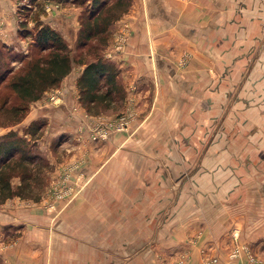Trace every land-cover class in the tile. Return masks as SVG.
<instances>
[{
    "label": "crops",
    "instance_id": "crops-1",
    "mask_svg": "<svg viewBox=\"0 0 264 264\" xmlns=\"http://www.w3.org/2000/svg\"><path fill=\"white\" fill-rule=\"evenodd\" d=\"M102 56L140 125L89 139L80 64L32 102L48 138L81 122L80 174L0 204V264H264V0H133Z\"/></svg>",
    "mask_w": 264,
    "mask_h": 264
},
{
    "label": "trees",
    "instance_id": "trees-1",
    "mask_svg": "<svg viewBox=\"0 0 264 264\" xmlns=\"http://www.w3.org/2000/svg\"><path fill=\"white\" fill-rule=\"evenodd\" d=\"M130 4V0L127 3L123 0H91V9L86 17H82L74 42L76 57L62 34L41 22L35 25L34 49L23 56L22 67L17 70L6 68L5 53L0 50V114H5L10 123L19 121L29 104L47 90L58 87L76 64L83 65L76 87L78 100L87 112L97 113L123 99L125 91L117 78L119 67L102 56V49L109 39L111 24L128 10ZM21 22L24 27L25 21ZM93 40L96 43L89 45ZM3 89L8 93H1ZM44 127V121L31 123L30 131L37 134ZM28 143L15 130L0 136V204L15 195L40 199V193L34 191L39 171L35 161L40 157L30 151ZM14 176H19L16 185L12 183Z\"/></svg>",
    "mask_w": 264,
    "mask_h": 264
},
{
    "label": "rangeland",
    "instance_id": "rangeland-1",
    "mask_svg": "<svg viewBox=\"0 0 264 264\" xmlns=\"http://www.w3.org/2000/svg\"><path fill=\"white\" fill-rule=\"evenodd\" d=\"M77 1L0 0V50L3 51V54L5 53V67L11 70H17L22 67L23 56H25L28 52L30 53L34 49L32 45V38L34 37L35 25L39 22L46 23L44 22V20H41L42 16L47 15L49 12L52 11L53 8L62 7L66 4L72 5L75 8L79 9L77 15L78 23L75 36L72 37V35H67L65 30L62 29V27L59 26L57 23L51 26L62 34L64 39L67 41L68 45L72 47L71 53L76 57L77 50L74 49V42L79 33V28L81 26L80 22L82 20V17H86L88 15L87 12L89 11V9H91V0ZM127 1L128 0H123L124 3H127ZM130 1L132 3L133 0ZM4 14H6L5 18H3ZM21 21H25L24 27L22 26ZM58 26L60 29L58 28ZM20 31H22L23 33H20ZM93 43H96V41L93 40L89 45L93 46ZM90 50L93 51L94 49L91 47ZM1 93L6 94L8 93V91L3 89ZM31 104L32 102L29 104L25 115L21 117L19 121L14 123H10L8 121V117L5 114H0V136L10 130H15L18 135L24 136L29 141L27 146L30 148V151L32 153H37L40 157L37 161H35V165L37 166L36 170L39 171H37V179H35L34 182V191L36 194L40 193L41 199L42 195H44L48 190L52 189L53 187H55V192H58L59 189L61 191L64 190L67 186L66 183H68V179L71 180V174L72 176H74V182L78 181V175L80 174L78 171V165L81 159L79 157L80 149L79 146H73L72 144H78L80 142L81 137H73L69 134V132H73L78 129L77 125L73 126L75 128H73L72 125H68L69 121H66L65 123H63L62 121V123L60 124H64L62 125L63 127H60V129H62V132L59 133L62 134H57V132H55L53 136L51 135L48 138L46 136V132H44L45 128L39 130L37 134L31 133V123H38L44 121L43 118H34L29 122H24L26 115L30 110ZM124 105V98L118 99L116 102H113L112 107L100 109L97 113H89L83 106L84 110L81 109L83 117L85 116L90 118L86 126L89 127L88 137L91 141L104 142L110 137L113 132L125 133L127 135L129 133V135H131L133 131H136V129L140 125V122L135 125V128H132V116L124 108ZM79 106L80 108L82 106L80 102L79 104H77V109ZM122 115L130 116L129 127L124 131H118L114 128V126L116 125V120ZM80 124L81 122H79L80 130H78L79 132H83L82 125ZM93 125H101L103 129L107 130V138L93 140L90 136L89 130L90 127ZM18 182L19 176L12 177V183L14 185H16Z\"/></svg>",
    "mask_w": 264,
    "mask_h": 264
},
{
    "label": "built area",
    "instance_id": "built-area-1",
    "mask_svg": "<svg viewBox=\"0 0 264 264\" xmlns=\"http://www.w3.org/2000/svg\"><path fill=\"white\" fill-rule=\"evenodd\" d=\"M59 92L56 90H53L52 93L49 94V99L54 100L56 97H58ZM76 107H73L72 110H75ZM129 121H130V116L129 115H122L116 120V127L114 128L118 131H124L128 129L129 127ZM90 136L92 137L93 140H100V139H105L107 138L108 131L103 129L101 125H93L90 127Z\"/></svg>",
    "mask_w": 264,
    "mask_h": 264
}]
</instances>
